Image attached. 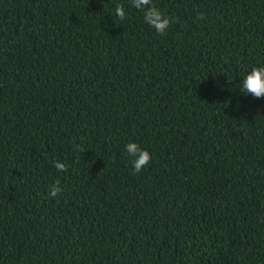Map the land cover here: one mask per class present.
Returning a JSON list of instances; mask_svg holds the SVG:
<instances>
[{
	"label": "trees",
	"instance_id": "1",
	"mask_svg": "<svg viewBox=\"0 0 264 264\" xmlns=\"http://www.w3.org/2000/svg\"><path fill=\"white\" fill-rule=\"evenodd\" d=\"M152 4L0 0V264H264V0Z\"/></svg>",
	"mask_w": 264,
	"mask_h": 264
},
{
	"label": "clouds",
	"instance_id": "2",
	"mask_svg": "<svg viewBox=\"0 0 264 264\" xmlns=\"http://www.w3.org/2000/svg\"><path fill=\"white\" fill-rule=\"evenodd\" d=\"M130 6L136 10L143 12L144 23L154 29L159 35L167 32L170 26V20L164 16L161 11L152 4V0H130ZM115 15L121 21L126 19V12L123 5H116ZM203 15L200 19H203ZM240 93L243 95H251L256 99L264 98V67H254L241 81ZM125 152L131 157V165L133 173L138 174L146 168L151 162L150 153L142 149L137 143L129 142L125 145ZM54 167L60 172H67V165L63 162H54ZM63 189L57 180L50 185L48 195L56 198L62 193Z\"/></svg>",
	"mask_w": 264,
	"mask_h": 264
}]
</instances>
